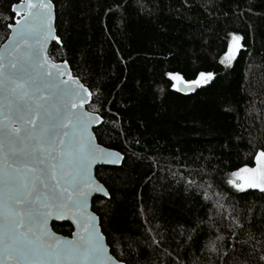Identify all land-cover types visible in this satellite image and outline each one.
<instances>
[{
	"label": "trees",
	"instance_id": "16d2710c",
	"mask_svg": "<svg viewBox=\"0 0 264 264\" xmlns=\"http://www.w3.org/2000/svg\"><path fill=\"white\" fill-rule=\"evenodd\" d=\"M18 2L0 0V45ZM52 3L59 42L49 56L68 62L93 91L91 102L100 90L97 142L123 155L120 166L96 169L110 194L92 204L101 230L134 241L137 251L124 248L128 264H223L204 249L217 235L224 236L226 260L255 264L260 252L251 245L264 246V193L238 191L227 179L254 166L253 154L264 148V0ZM229 33L241 35L244 47L225 67L219 60ZM200 71L213 72V79L188 92L172 88L166 75L194 79ZM186 180L195 181L187 190ZM208 184L211 199L204 200ZM230 215L244 222L237 237ZM53 230L69 236L72 227ZM246 233L253 239L239 243Z\"/></svg>",
	"mask_w": 264,
	"mask_h": 264
},
{
	"label": "snow or ice",
	"instance_id": "6c2138e0",
	"mask_svg": "<svg viewBox=\"0 0 264 264\" xmlns=\"http://www.w3.org/2000/svg\"><path fill=\"white\" fill-rule=\"evenodd\" d=\"M11 10L20 18L6 25L12 30L8 57L0 53V264H128L124 248H133L134 241L102 231L100 218L88 210L91 193L110 195L93 175V165L101 159L119 164L122 159L119 152L96 143L89 131L103 122L100 90L89 103L93 91L72 74L68 62L57 64L47 56L48 39L59 42L53 37L52 0H19ZM228 35L219 60L225 67L232 66L244 47L241 35ZM166 75L172 88L183 91L207 85L214 77L210 71H200L194 79L177 72ZM253 155L254 166L245 164L231 172L227 184L238 191L264 193V148ZM185 183L187 190L195 181ZM208 188L211 184L205 187L204 200L211 199ZM214 206L223 207L218 202ZM66 215L77 229L71 239L48 227L50 218ZM230 220L231 236L237 237L244 222L239 215H230ZM246 235L238 242L248 244L253 235ZM223 240L217 235L205 244L210 260L215 256L223 264H249L239 256L226 260ZM152 244H157L154 238ZM251 247L260 252L255 264H264V246Z\"/></svg>",
	"mask_w": 264,
	"mask_h": 264
},
{
	"label": "water",
	"instance_id": "95a60500",
	"mask_svg": "<svg viewBox=\"0 0 264 264\" xmlns=\"http://www.w3.org/2000/svg\"><path fill=\"white\" fill-rule=\"evenodd\" d=\"M19 3V2H18ZM18 3H16V4H18ZM12 11V10H11ZM17 11H20L19 9H17ZM52 12H53V18H52V26H53V37H56L57 35H56V30H55V9H54V5H53V3H52ZM13 14H14V16H15V20H14V23H15V21L17 20V19H19L20 17L19 16H17L14 12H12ZM13 23V24H14ZM8 30H9V33H8V36L11 34V29H9L8 28ZM8 36H7V38H6V40L0 45V53H2L6 58L8 57V52L10 51V49L8 48V44H9V41H8ZM53 42H57V40L56 39H54V38H49L48 39V41H47V43H46V45H45V51H46V54H47V56L50 58V60H51V62H55V63H57V64H59V63H61L62 61H55V60H53L50 56H49V53H48V50H49V47H50V45L53 43ZM12 55H15V52H12ZM67 66H68V68L70 69V67H69V65L67 64ZM71 70V69H70ZM72 72V71H71ZM73 74V73H72ZM179 87H182V86H179ZM196 89V88H195ZM194 89V90H195ZM179 91H182V92H188V91H183V90H179ZM91 102V101H90ZM89 102V103H90ZM86 107H87V105H86ZM100 124H93V125H91L90 126V128H89V131L95 136V133H94V130L99 126ZM95 138H96V136H95ZM96 143H98L97 142V139H96ZM99 144V143H98ZM100 146L101 147H103V148H105V149H109V148H106V147H104V146H102L101 144H100ZM110 150H112V149H110ZM112 151H115V150H112ZM115 152H117V151H115ZM121 157H122V159H121V161H120V163L119 164H112V163H110V162H107V161H105V160H103V159H101V160H98L94 165H93V169H92V171H93V175L95 176V178H96V169H97V167H100V166H106V167H118V166H120L121 165V163H122V161H123V155L121 154ZM254 164H255V161H254ZM97 179V178H96ZM98 180V179H97ZM99 181V180H98ZM100 182V181H99ZM101 183V182H100ZM102 184V183H101ZM258 190V189H257ZM259 191V190H258ZM97 197H101V198H108V197H104L103 196V194L102 193H97V192H93V193H91L90 194V196H89V211L90 212H93V210H92V204H93V201L95 200V198H97ZM94 213V212H93ZM96 215V214H95ZM97 216V215H96ZM98 217V216H97ZM61 223H69L70 225H71V227H72V232H71V234L69 235V236H65V235H62V234H60V233H57V232H55L54 230H53V225L54 224H61ZM48 227L51 229V231L52 232H54V233H56L57 235H59V236H64V237H67V238H69V239H71L72 238V233L73 232H75L77 229H76V225L73 223V220H72V218H71V216H69V215H66V216H64V217H62V218H56V217H52V218H50L49 219V221H48Z\"/></svg>",
	"mask_w": 264,
	"mask_h": 264
},
{
	"label": "rangeland",
	"instance_id": "374dc122",
	"mask_svg": "<svg viewBox=\"0 0 264 264\" xmlns=\"http://www.w3.org/2000/svg\"><path fill=\"white\" fill-rule=\"evenodd\" d=\"M172 83H173V81H172Z\"/></svg>",
	"mask_w": 264,
	"mask_h": 264
}]
</instances>
